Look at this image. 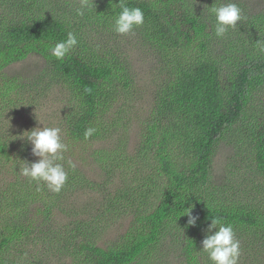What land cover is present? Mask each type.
Here are the masks:
<instances>
[{"label":"trees","instance_id":"1","mask_svg":"<svg viewBox=\"0 0 264 264\" xmlns=\"http://www.w3.org/2000/svg\"><path fill=\"white\" fill-rule=\"evenodd\" d=\"M48 1L15 0L24 17L16 20L10 12L0 16V105L17 102L13 96L19 83L4 79L5 70L32 56L44 59L73 100L72 117L63 140L68 151L63 154L64 160L58 161L68 173V181L59 194L43 183L29 182L16 167L21 161L24 164L35 159H29L25 147L19 148V155H13L15 144L0 140V173H6L0 182V264H5L2 259L11 246L36 234L34 226H30L33 217L40 215L46 223L49 215L55 220L62 213L71 217V222L56 229L62 236L56 238L60 245L56 252L48 254L73 256L80 264H138L156 247L170 224L188 225V217L184 216L188 208H193L192 214L199 219L196 226L187 228L192 233L184 247L187 264H212L202 252V240L213 217L231 224L239 234L264 242V120L254 125L248 115L253 93L264 86V58L247 53L240 59H226V65L209 60L196 65L185 63L194 50L207 51L214 25L187 0H123L128 7L143 11L145 22L141 28L150 42L168 51H180V65L158 87L142 126L141 150L132 155L136 163L147 156L149 163L145 168L162 179L155 191L156 204L151 209H141L143 202L135 203L138 210L127 232L118 241L99 246L102 225L85 217L84 207H76L75 195L87 183L81 166L93 159L110 177L103 182L99 207L107 205L110 215L127 214L122 188L115 189L111 179L115 169L111 177L109 164L117 128L115 105L132 88V81L126 61L110 55L98 59L88 52V43L79 35L82 26L66 18L40 16L37 4ZM120 2L109 1L96 15L115 18L121 11ZM253 18L263 32L264 14ZM69 32L75 34L78 45L63 61L57 60L50 49L66 40ZM85 88L91 92H85ZM243 121H248L250 133L246 137L238 134L234 157L240 167L250 163L251 180L248 185L237 183L238 174L234 173L232 186L225 189L214 178L215 157L221 141ZM90 127L97 131L86 140L84 132ZM115 164L124 167L119 162ZM230 175L229 172L225 178ZM140 186L146 194L154 192L150 175L141 178ZM91 191L99 192V188ZM258 249L264 253V243Z\"/></svg>","mask_w":264,"mask_h":264},{"label":"rangeland","instance_id":"2","mask_svg":"<svg viewBox=\"0 0 264 264\" xmlns=\"http://www.w3.org/2000/svg\"><path fill=\"white\" fill-rule=\"evenodd\" d=\"M109 1L111 0H87L89 6L84 8L83 16L76 14L83 0H49L44 4L41 2L37 4L39 15L42 17L66 18L72 20L76 26H82L79 28V35L88 43L87 48L90 54L98 59L106 55L115 57L117 60L122 59L126 61L124 65H128L129 68L128 76L132 81V88L115 105L117 128L116 133L113 134L112 139L114 140L111 141L113 147L110 148L113 158L109 164L110 176L112 169H115L114 177L111 176L115 189L122 188V202L127 214L113 213L110 215L107 205L99 207L103 182L109 180L110 177L98 168L93 159H89L85 165L81 166L83 172L86 173L87 183L82 187L81 193L75 195L76 207L79 209L84 207L87 210L85 217L98 220L102 225L99 246L114 243L127 232L134 212L138 210L135 208L137 207L135 203L143 202L141 209H151L156 204L155 191L162 179L157 178L155 173L151 175L150 171H147L148 168H145L149 163L147 156L136 163L132 155L141 150L142 126L151 110L158 87L163 81L169 79L170 74L173 75L180 65V51L177 53L171 50V52L160 48V45L155 42H150L141 27L137 28L134 34H116L112 30L114 18L109 19L106 16L96 15L99 9L105 7ZM187 1L212 25H215V16L211 14L210 7L214 4L219 6L221 3L228 2V0ZM232 2L241 8L245 18L236 29H229L222 38H217L214 30L211 31L207 51L194 50L185 58V63L196 65L200 61L209 60L226 65V59L236 57L240 59L247 53L255 57L259 56L261 59L264 58V52L262 53L264 27L263 32H260V23L253 18L264 14V0H232ZM9 12L16 20L24 17L23 10L17 6L15 0H0V16ZM27 13L31 14V10L27 9ZM2 77L16 79L19 88L13 96L17 100L16 105L11 106L9 103L0 105V140L6 144H15L16 147L12 149L13 155H19V148L25 147L30 156L29 159L37 161L39 158L33 156L32 145L23 134L37 127H59L62 130V140H64L69 120L72 117L73 100L69 91L56 81L46 61L41 57L32 56L7 68ZM251 105L248 115L252 118L249 119L254 125L256 121L261 123L264 120V86L259 87L253 93ZM119 111H121L120 114ZM249 128L248 121H243L219 145L213 171L216 183L225 186V189L232 186L231 177L234 173L238 174L235 177L237 183L248 185L251 180L250 163L246 162L240 167L236 165L238 162L234 157V143L238 134L248 136ZM117 162L123 164V169L117 167L115 164ZM18 165L19 167L16 168L19 171L24 165L23 161ZM78 167H80L79 163ZM229 172L231 175L225 178ZM149 175L154 192L146 194V190L140 186V181L141 178H147ZM5 177V171L0 173V182ZM93 187H98L99 192L91 191ZM131 208L134 209L131 210ZM71 212L72 215L75 213L74 210ZM70 218L66 213H62L53 220L51 214L47 217V222L43 223L40 215L33 217L30 220V226H34L36 234L24 242L11 246L2 261L5 264H80V260L73 256L68 258L66 255L57 253L52 257L51 253L48 254V251L54 253L55 249L59 248L60 244L56 238L62 236H59L56 229L61 225H68L71 222ZM103 221L109 222L103 223ZM90 222L92 221L89 220L88 223ZM187 228V224H170L169 229L164 231L160 242L156 247L151 248L138 264H187L184 247L192 234ZM235 233L241 244L239 264H264V253L258 249V246L263 245L264 242L261 239ZM197 253L200 254L198 251ZM206 255L208 256L207 253Z\"/></svg>","mask_w":264,"mask_h":264},{"label":"clouds","instance_id":"3","mask_svg":"<svg viewBox=\"0 0 264 264\" xmlns=\"http://www.w3.org/2000/svg\"><path fill=\"white\" fill-rule=\"evenodd\" d=\"M87 0H83L80 9L76 14L83 16L84 8L88 7ZM121 11L114 18L112 30L118 35L134 34L137 28L143 26L145 22L144 13L140 8H130L123 3H119ZM210 12L215 16L214 34L217 38H222L229 29H236L238 24L245 18L241 8L232 0L221 3L219 6L210 7ZM78 45L75 34L69 32L66 40L55 43L51 49V55L57 60L63 61L72 50ZM85 92H91L90 88H85ZM97 129L87 128L84 138L90 139ZM62 130L59 127H37L23 134L32 145V154L39 159L35 162L25 161L19 169L20 175L28 178L29 182L43 183L48 190L59 194L67 184L68 173L63 164L58 161L64 160V153L68 151V146L62 140ZM193 208L186 209L188 225L196 226L197 216L192 214ZM241 244L236 237L235 230L231 224H225L218 217L211 218L205 238L202 240V252L208 254V259L212 264H239L241 255Z\"/></svg>","mask_w":264,"mask_h":264}]
</instances>
